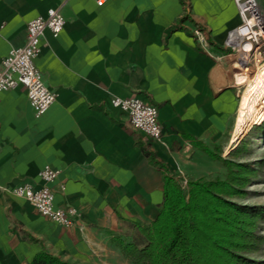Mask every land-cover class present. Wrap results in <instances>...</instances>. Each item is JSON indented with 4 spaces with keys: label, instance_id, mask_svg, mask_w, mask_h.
Wrapping results in <instances>:
<instances>
[{
    "label": "crops",
    "instance_id": "obj_1",
    "mask_svg": "<svg viewBox=\"0 0 264 264\" xmlns=\"http://www.w3.org/2000/svg\"><path fill=\"white\" fill-rule=\"evenodd\" d=\"M60 1L0 0V59L25 42L27 20ZM61 12L62 29L44 31L34 59L56 99L35 117L23 86L0 91V264H28L40 250L76 264H134L117 238L141 243L139 227L163 199L164 172L179 182L225 172L208 150L225 153L237 111L222 64L237 7L66 0ZM114 96L154 103L161 137L132 128ZM44 164L59 170L54 206L78 209L70 227L5 189L36 183Z\"/></svg>",
    "mask_w": 264,
    "mask_h": 264
},
{
    "label": "trees",
    "instance_id": "obj_2",
    "mask_svg": "<svg viewBox=\"0 0 264 264\" xmlns=\"http://www.w3.org/2000/svg\"><path fill=\"white\" fill-rule=\"evenodd\" d=\"M255 127L264 138V119ZM208 153L225 166L222 178L188 180L184 189L173 174L164 172L163 199L156 216L139 227L141 243L117 238L134 264H264V257L248 253L263 245L264 234L256 228L264 221V205L240 204L226 197L238 192L237 185L246 179L243 171L252 169L220 153ZM28 264L76 263L40 250Z\"/></svg>",
    "mask_w": 264,
    "mask_h": 264
},
{
    "label": "built area",
    "instance_id": "obj_3",
    "mask_svg": "<svg viewBox=\"0 0 264 264\" xmlns=\"http://www.w3.org/2000/svg\"><path fill=\"white\" fill-rule=\"evenodd\" d=\"M96 1L101 4L103 0ZM233 1L240 22L227 32L224 46L240 50L242 44L248 42L250 49L252 46L256 49L264 43V13L259 12L255 0ZM65 2L66 0H61L59 4L48 7L43 14L27 20L25 42L11 47L0 59V91L23 86L35 117L43 114L56 99V90L45 83L43 73L34 59L41 51L44 31L47 29L56 36L62 29L65 19L61 7ZM110 103L127 114L128 124L132 128L143 132L151 140L161 137L162 127L158 119V108L154 103L137 96H114ZM58 173L57 168L44 164L38 172L39 179L36 183L24 181L5 189L28 201L40 215L64 227H70L78 215V209L73 206H54V190L50 184ZM185 182L183 179L182 183Z\"/></svg>",
    "mask_w": 264,
    "mask_h": 264
},
{
    "label": "rangeland",
    "instance_id": "obj_4",
    "mask_svg": "<svg viewBox=\"0 0 264 264\" xmlns=\"http://www.w3.org/2000/svg\"><path fill=\"white\" fill-rule=\"evenodd\" d=\"M257 9L259 12L264 13V4L260 0H255ZM240 22V18H239ZM239 24V23H238ZM224 51L225 57L222 58V64L226 70L227 81L235 84L236 91L238 93V100L240 98L241 92L244 90L247 82L239 79L240 66L236 61L237 55L240 50L235 47H225ZM247 52L248 67L250 74L249 77L253 78L255 76V71L264 62V43L260 44L256 49L253 47ZM240 68V69H239ZM218 71V70H217ZM264 116L256 122L250 123L241 131L235 145L230 148L227 152L222 153L223 157L229 158L236 162L245 163L249 166L252 171L245 170L242 176H246L245 180L237 185L239 188L236 194L226 195L227 198L234 200L240 204L246 205H264V138L260 136L263 134L255 126L262 122ZM240 146L238 151H232L235 146ZM221 154V156H222ZM221 164H223L220 161ZM225 168V166H224ZM226 171V168L224 169ZM215 177H223L225 172H213ZM219 173V175H217ZM182 188L187 189L188 182H179ZM256 232L264 234V221H260L256 228ZM251 256L256 258L264 257V237L263 245L258 250L248 252Z\"/></svg>",
    "mask_w": 264,
    "mask_h": 264
},
{
    "label": "bare ground",
    "instance_id": "obj_5",
    "mask_svg": "<svg viewBox=\"0 0 264 264\" xmlns=\"http://www.w3.org/2000/svg\"><path fill=\"white\" fill-rule=\"evenodd\" d=\"M237 41H235L236 43ZM234 43V44H235ZM250 44L244 42L237 55V63L242 66L240 69L239 79L246 81L247 84L240 94L238 100L237 111L234 118L233 128L231 130L229 145L225 148L227 152L232 148L241 131L250 123L256 122L264 116V62L255 71L253 78L249 77L251 71L248 67V59L246 50L250 49Z\"/></svg>",
    "mask_w": 264,
    "mask_h": 264
}]
</instances>
